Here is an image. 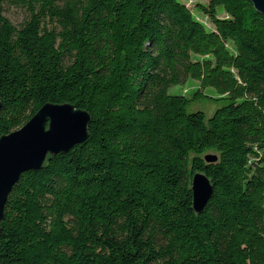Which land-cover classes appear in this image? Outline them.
I'll return each instance as SVG.
<instances>
[{
	"label": "trees",
	"instance_id": "trees-1",
	"mask_svg": "<svg viewBox=\"0 0 264 264\" xmlns=\"http://www.w3.org/2000/svg\"><path fill=\"white\" fill-rule=\"evenodd\" d=\"M205 1L0 0V138L46 104L91 117L13 188L0 264H264V16ZM188 79L193 98L168 93ZM201 98L210 118L189 112ZM196 173L213 186L200 215Z\"/></svg>",
	"mask_w": 264,
	"mask_h": 264
},
{
	"label": "water",
	"instance_id": "water-1",
	"mask_svg": "<svg viewBox=\"0 0 264 264\" xmlns=\"http://www.w3.org/2000/svg\"><path fill=\"white\" fill-rule=\"evenodd\" d=\"M264 16V0H249ZM0 102V112L2 110ZM90 115L73 105L43 106L19 130L0 138V234L8 198L20 179L27 173L46 166L50 158L68 153L88 139ZM207 155V163L217 162ZM192 207L197 215L204 212L213 195V186L203 173L192 178Z\"/></svg>",
	"mask_w": 264,
	"mask_h": 264
},
{
	"label": "rangeland",
	"instance_id": "rangeland-1",
	"mask_svg": "<svg viewBox=\"0 0 264 264\" xmlns=\"http://www.w3.org/2000/svg\"><path fill=\"white\" fill-rule=\"evenodd\" d=\"M186 4L196 14V5L198 3H206L205 0H180ZM5 16L15 25L19 26L25 19V13L17 8L7 7L5 11ZM208 28H212V25L205 18L200 17ZM223 16V15H222ZM199 82L188 79L183 85L172 86L169 88L168 93L174 96H185L187 98H193L194 94L199 90ZM204 95L211 98H216L217 94L214 89L207 88L204 91ZM218 109V105L207 98H201L200 100L193 102L189 107V112H203L207 115V118H210L215 111ZM207 155L217 156L216 153L210 152Z\"/></svg>",
	"mask_w": 264,
	"mask_h": 264
}]
</instances>
